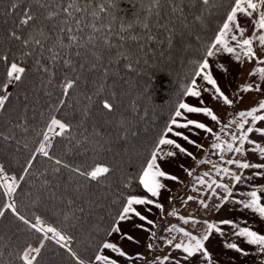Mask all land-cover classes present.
I'll list each match as a JSON object with an SVG mask.
<instances>
[{"label":"trees","instance_id":"16d2710c","mask_svg":"<svg viewBox=\"0 0 264 264\" xmlns=\"http://www.w3.org/2000/svg\"><path fill=\"white\" fill-rule=\"evenodd\" d=\"M61 2L0 0V96H8L0 108V166L5 176L16 178L12 199L4 195L0 179V211H4L0 216V264H22L18 254L28 244L38 246L41 236L4 207L11 200L27 219L34 222L40 216L46 225L72 236L70 247L86 262L94 257L117 225L124 198L148 196L138 183L139 173L176 104L185 100L182 92L195 62L203 57L231 4V0H210L208 5L201 0H160L149 13L150 0H116L114 13L120 19L113 31L95 33L89 26L93 19L85 12L75 14L82 20V31L74 19L63 25L66 14L60 12ZM84 3L80 0L82 7ZM25 12L34 17L26 26L20 24ZM50 12L60 14L49 17ZM121 21L131 23L132 28L119 33ZM101 23L107 20L96 21L97 27ZM143 23H148V29ZM68 26L72 33L60 31ZM71 35L77 36V42L70 41ZM89 36L94 37L91 43ZM24 40L29 41L27 46ZM5 56L7 62L2 59ZM10 62L25 67L26 72L5 89ZM77 77L76 85L64 96L61 85ZM102 99H108L114 110L103 109ZM53 116L70 128L63 136L50 137L49 159L36 149ZM32 155L36 159L25 173ZM57 159L62 163L56 164ZM95 163L112 169L99 182L72 171H87ZM35 264L76 261L53 241H45Z\"/></svg>","mask_w":264,"mask_h":264},{"label":"snow or ice","instance_id":"6c2138e0","mask_svg":"<svg viewBox=\"0 0 264 264\" xmlns=\"http://www.w3.org/2000/svg\"><path fill=\"white\" fill-rule=\"evenodd\" d=\"M39 2V0H38ZM204 5H208L210 0H201ZM160 0H150L147 11L152 12L153 7H158ZM91 11L89 12V7ZM15 7V5H13ZM117 7L116 0H85L83 7L80 4V0H68L66 5L63 3V0L60 5V12L66 14V19L62 21L63 25H69L70 21L74 19V23L77 27V30H81L82 20L75 18L76 13H88L92 19L93 23L89 26L92 28L93 32L99 33L104 29H107L109 33L113 31V24L120 19L118 15L114 13V9ZM176 9L173 8V11ZM182 11V9H181ZM59 12H50L49 17L59 15ZM157 15L159 13L157 12ZM197 20L201 19L199 16L196 17ZM244 20L252 28L251 34H248V29L241 23V20ZM34 17L29 13L25 12L23 19L20 20L21 25H28L30 21H33ZM107 20V23H101L97 27L96 21ZM142 27L148 29V23H143ZM132 28V24L128 23L125 25L121 21L119 25V33H123ZM61 32L67 31L68 33L73 32L71 26L61 27ZM15 39H20L15 32L11 34ZM71 42H77L78 38L76 35H71L69 37ZM94 37L89 36L88 41L91 43ZM121 40H124L123 35L120 36ZM132 40H137L138 37L132 36ZM149 39H154V37H149ZM170 39V38H169ZM105 43H108L107 36L104 37ZM23 43L27 46L29 43L28 40H24ZM37 45L41 44L39 39L35 40ZM64 46V45H62ZM217 54H230L238 63H243L247 61L253 63L254 67L249 71V76H258L259 80L264 82V0H231L230 7L223 19V22L218 27L213 38L208 43L204 50L203 57L196 61V68L192 74L189 84L183 89L182 95L185 97H196L199 98L202 95V91L214 92L213 99L222 101L226 106H233L236 102L234 99L229 98L224 91H222L219 86L217 79L214 78L213 70L210 68L209 59L214 57ZM25 55H30V53H25ZM55 54L53 59H56ZM79 55V53H77ZM125 59H128V56L125 53H121ZM4 59L8 61V57L5 56ZM97 59H100L97 57ZM39 64V61H37ZM65 65H68L70 62L65 61ZM259 65V66H256ZM83 67V65H81ZM95 67V65H93ZM129 69L132 68L131 64H128ZM218 68L222 71H227L223 63L218 65ZM43 71L47 72L46 67L43 68ZM26 72V68L20 66L16 62H10L6 69V83L4 84L5 89L8 85L13 82H18L22 79V74ZM197 78L202 79L210 86V88L201 89L197 83ZM79 77L75 79H66L65 82L61 85L62 92L64 96H67L69 90L72 89ZM239 93H264V88H262L261 83L251 82L245 83L238 89ZM91 99V97H89ZM237 100H242V95L236 96ZM8 100L7 95L0 96V108H3L5 101ZM61 104L64 103L63 100L60 101ZM199 103L202 105L203 100H200ZM102 108L111 112L114 110V105L108 99L101 100ZM187 114H203V116L210 118L212 122L219 125V131H214L213 127L206 125L203 122H199L196 119H191ZM264 99H260L257 103L246 109L241 110L235 113L232 118L228 119L226 122L221 121L220 117L213 111L212 108L207 106H194L192 104L184 102L183 99L179 100L176 104L174 111L171 114L170 119L167 121L164 129L158 136V139L155 141V146L151 150L148 158L146 159L140 173L138 176V183L148 194V196L140 197L136 195H128L124 198V202L120 208V211L117 214L116 224L119 222L131 219L130 214H134L139 217L140 220L145 221L148 225L155 227L154 221L147 219L144 215H141L139 211L134 208V205H154L156 208L163 209V205L158 203L152 198H159L161 195V190L166 189V184L162 182V179L178 181V177L175 175H170L168 172L164 171L161 167V164L158 163V160H162L166 157H175L177 151L169 150L163 151L162 146H171L173 149L178 150L180 154H184L188 157H193V153L188 151L187 148L182 146L181 143L177 142V137L186 141L188 144L195 145L197 148H203V145L196 144L194 140H191L188 135H185L180 129H187L191 131L193 128L202 130L207 134H210L213 138V142L210 144V148L213 150V155L217 156L219 159V166L217 164H212V168L215 170V174L221 179L227 176L230 177L235 183H239L242 180V174H237L230 170L229 167L223 165L235 166L237 169L246 170V169H261L264 170V162L261 163H251L249 160L237 159L235 155L247 156L249 152L258 154L259 157L264 159ZM259 125V126H258ZM234 127V130H233ZM70 128V125L62 122L56 117H52L50 122L47 124V131L43 133V140L39 143L38 148L36 149L37 153L42 154L49 159L52 157L49 155L47 148L51 147L50 143V133L55 136H63ZM58 130V131H57ZM198 134V133H197ZM250 134H256L250 136ZM222 135L229 136V141L222 140ZM246 145H251V148H247ZM234 154L230 158L225 159V154ZM194 158V157H193ZM36 159L35 155H32L31 158L27 161L26 167L23 169L25 173L29 171L32 167L33 161ZM56 164H61L62 162L57 159L55 160ZM200 164L211 163L208 160L199 161ZM64 167H69L67 164ZM188 171L187 169H185ZM4 169L0 166V173H3ZM59 171V169H57ZM72 171L79 173L81 176H86L92 181L99 182L102 177H106L112 169L104 163H95L89 170L81 171L79 168H74ZM223 174V175H221ZM256 175H264V171L255 173ZM188 175L192 176L193 173L188 171ZM209 172L203 173L201 176H197L195 179L197 184L204 185L206 181L204 177L209 176ZM4 180L3 188L4 195L11 197L16 191V178L15 177H0ZM23 179V176L20 177ZM11 180V182H9ZM222 189L226 195L221 197V200H227L232 196V188L229 187L226 183H218L216 180H212L210 184H207L208 189L212 190L213 194L215 189ZM130 186L126 184V187ZM195 190V188H194ZM249 199L238 201V203L243 204L245 209H252L255 213H258L260 217H264V187L256 188L247 193ZM152 197V198H149ZM188 200H193V196H189ZM200 204L206 209L208 204L203 200L200 201ZM6 209H10L16 218L26 225L30 230H34L36 233H40L41 236L38 240V246H33L28 244L22 251L18 254V259L22 264H35L37 258L40 256L42 249L45 247V241H53L60 248L65 249L72 259L76 261V264H119V258H127L128 260H133L135 258L143 259L142 256L132 257L129 256L127 252L118 247L117 244L104 241L98 247L94 257L89 261L82 259L76 251H74L70 245L72 243L73 237L63 232L62 230L51 226L46 225L45 222L41 219L40 216H35L34 222L27 219L24 215H21L16 208V203L13 200L11 203L4 205ZM219 208V205L216 206ZM151 211V209H148ZM80 211H83L81 208ZM4 215V211H0V216ZM168 215L175 216L176 212H170ZM191 218L180 217V220L183 223L187 224L190 222ZM192 223H198L194 219H191ZM206 224L205 234L197 237L191 233L185 231L184 228H177L175 225H172L170 228L166 229L167 232H178L183 234V236L188 238V243L183 241L175 243L173 245V240H167L169 246H173L175 249H182L188 257L193 256L195 253L199 252L203 256L208 257V251L205 248L204 241L209 239L208 233H211L213 230L219 232L220 228L216 224L208 223ZM222 224H232V221L224 220L221 221ZM137 227L143 228V225H137ZM148 231L152 236H155V233H152L150 228L144 229ZM113 233H121V229L118 226H113L108 232V236H112ZM239 237L247 239L249 244H254L260 246L264 250V235L258 234L256 231L249 230L247 227L240 228L236 233ZM121 238L127 239L129 241L137 242L135 238L126 233L121 234ZM149 250L153 249V244L149 243L147 245ZM227 247L230 249H237L240 251L237 244L228 243ZM105 250H111L116 254V258L110 257L109 255L102 254ZM169 257L165 255L164 257H155L154 260H159L160 264H164Z\"/></svg>","mask_w":264,"mask_h":264},{"label":"crops","instance_id":"0c3cea01","mask_svg":"<svg viewBox=\"0 0 264 264\" xmlns=\"http://www.w3.org/2000/svg\"><path fill=\"white\" fill-rule=\"evenodd\" d=\"M241 23L244 24V26L248 29V34H251V31H252L251 26L247 24L243 19L241 20ZM208 59L210 63V68L213 70L214 78L217 79V82L219 86L221 87L222 91L225 92V89L227 88L226 81H228L229 84H232L234 81H237V80L239 82L241 78L243 77V75L246 77L244 79L245 83H251V82L261 83L262 88H264V82L260 81L258 76L248 75L249 71L254 67L253 63H249L247 61H244L243 63H238L234 59V57H232L230 54H217L216 56L210 57ZM220 63L224 64L227 71H222L221 69L218 68V65ZM256 66H259V65H256ZM216 68H217V71L215 70ZM197 83L201 89L210 88V86L207 85V83L200 78H197ZM245 83H243V85ZM234 92L236 93V91ZM213 95H214V92L212 91H208V92L202 91L201 97L199 98L186 97L184 102L192 104L194 106H206V103L209 104L213 101ZM239 95L243 96L242 100L248 103L249 108L254 106L258 100L264 99V93L250 92V93H239ZM200 100L204 101L202 105L199 103ZM220 102L218 104L217 111L220 110ZM187 115L191 119H196V120L198 119L199 122H203V123L207 122V117L203 116V114H187ZM222 121L226 122L224 121L223 118H222ZM260 123H264V122H260ZM186 134L189 136L187 129H186ZM252 135H256V134H250V136ZM205 138L206 137H204V139ZM180 140L183 141L182 139ZM246 147L251 148L252 146L246 145ZM208 153H209L208 149L207 150L204 149V152L201 155L202 158L198 157L197 159L199 158L201 160L206 159L207 157H209ZM185 157H188V156L184 155V158ZM246 157L251 163L264 162V159L259 157L258 154H254L251 152H249ZM218 160L219 159L217 156L213 154L210 156L211 162L212 161L217 162ZM199 165L203 166L202 164H199ZM188 171H191L190 167ZM188 171L184 170L183 172L177 173L176 176L178 177V181H177L175 190L178 186V182L183 180L186 177V175L188 174ZM194 171L195 173H197L199 169H196ZM262 171L264 170H261V169H255V171H253L252 169L243 170L242 180L243 181L245 180V183H243L245 191H247L248 188L256 189L259 187H264V175L255 174L257 172H262ZM161 179H162V182L166 184V189L168 187L170 190L173 188L172 180H165L163 178ZM190 180H193V179H190ZM240 184H241L240 182L238 184L236 183L234 184L233 190L235 192L238 189L237 185H240ZM186 185H188V181L186 182ZM184 190L185 189H183V191ZM208 191H211V190L208 189ZM171 194L172 193L170 192L168 197H165L161 194L159 198H154L158 203L163 205V209L156 208L154 205H134L133 206L134 208H136L137 211L141 213V215H144L145 217H147V219L154 221L155 227H153L152 225H148L145 221L140 220L139 217L135 216L134 214H130L131 219L121 221L119 222L118 225H116L121 229V233H113V235L109 237L108 242L117 244L118 247L122 248V250L127 252L128 255L130 256H134V257H137L138 255L144 256L143 259L135 258L133 259L134 261L132 260V263H128V264H138L139 262H143V264H151L150 261L154 260V257H151V256L155 255L157 252H158L159 257L161 258L164 257L165 255L169 257V259L165 261L164 264H264V250H262L260 246L258 245L249 244L247 242V239L245 243L244 241L245 238L239 237L236 234L237 232H235L234 230V225L236 223V220L244 219L246 222L251 223V224L258 222V225H255V226L253 225L254 227L252 231H256L258 234L264 235V217H260L259 214L255 213L252 209H245L243 207V204L238 203V202H223L221 204V207L217 208L216 210L213 209L210 218L208 220H205L208 223L216 224V226L220 228L219 232L213 230L211 233H208L209 239L204 241L205 248L207 249L208 254H209L208 257L203 256L199 252L195 253L191 257H188L187 254L184 253L182 249H175L173 246L162 245L167 248L157 247V248H153L152 250H149L147 245L152 238L154 240L156 239L157 246H159L158 244H160L161 242L160 238H163L164 233H167V231L165 230V227L167 228V225L169 223H167L168 220L167 221L165 220L168 218L169 215L165 211H166L167 206L171 204V202H168L169 197L171 198ZM180 197H182V195ZM165 198L168 200L165 201L166 200ZM176 203L180 205V208H182V205L186 206V203L182 202L181 199H179ZM148 209H151V211H149ZM248 213H250V215ZM245 214L247 217L245 216ZM224 220L232 221V224L226 225V224L220 223L221 221H224ZM200 224H203V222L200 221ZM137 225H143V228L137 227ZM257 226H258V229H256ZM206 227L207 226L205 224L204 228H202L201 230H197L195 231V233H191V234L197 237H200L205 234ZM251 227L252 226L250 225V227H247V228L251 229ZM146 228H150L152 230V233H155V236H152L151 233L148 231H144V229ZM159 232L161 234H159ZM122 233H126L127 235L133 236L135 240L138 241V243L121 238ZM168 233L171 234L172 232H168ZM179 234H180V238H183V239L186 238L181 233ZM231 239L236 240V242L233 241L232 243L237 244L240 251H237V249H230L227 247V244L230 243V242L227 243V241ZM241 239L242 241H238ZM181 241L182 240H180L179 242ZM183 242L188 243L189 241L187 242L184 239ZM222 243H224L225 245H222ZM102 254H106V255H109L110 257L116 258V254L113 253L111 250H105L104 253ZM147 255L149 256L147 257ZM156 264H160V262Z\"/></svg>","mask_w":264,"mask_h":264},{"label":"rangeland","instance_id":"374dc122","mask_svg":"<svg viewBox=\"0 0 264 264\" xmlns=\"http://www.w3.org/2000/svg\"><path fill=\"white\" fill-rule=\"evenodd\" d=\"M215 70L217 71V68ZM245 78L246 77L243 75V77L241 78V80L239 82L237 80V81H234L232 84H229L228 81H226V87L228 89L227 88L225 89V94H227L229 96V98L234 99L236 101L233 106H231V107L226 106L223 104L222 101L220 102L217 99H213V101L209 104L206 103V106L209 108H212L213 111L220 117L221 121H222V118L224 119V121H227L228 118L229 119L232 118V116L235 113H237L241 110H246L249 108V105L246 101L236 99V96L239 95L238 89H240V87L243 85V83H245V80H244ZM234 91H236V93ZM219 102H220V110L217 111V107H218ZM205 124L210 126V127H213L214 131H219L220 126L215 124V122H212L210 120V118H208V117H207V122ZM196 130L197 129H194V128L191 131L187 130V132L189 134V138L191 140H194L196 142V144L203 145V148H197L195 145L188 144L186 141H181L180 138L173 137V138L177 139V142L181 143L182 146L187 148L188 151L192 152L194 158L193 157H185L184 158V154H180L178 152V150L173 149L171 146H167V145L162 146V149L165 152L169 151V150L177 151V155L175 157H166L162 160H158V163L161 164V167L164 171L168 172L171 175L176 176L177 173L183 172L185 169L188 170L190 167L191 172L193 173L192 176H189L187 174L183 180L178 182V186H177L178 189L176 188V190H175V187L177 185V181H173V188L171 190L169 189V187L167 189L161 190V194L165 197H168L170 192L172 193L171 198L169 197V200L165 198L166 199L165 201L168 200V202H171V204L169 206H167L165 212L167 214L170 212H173V211L176 212L175 216L169 215L170 217L168 216V218L165 220V221L168 220L167 223H169L167 225V228L165 227V230L170 228L172 225H175L177 228H184L185 231H187L189 233H195V231L201 230L202 228L205 227L204 221L208 220L210 218L213 209L214 210L217 209V207H216L217 205H219V208H220L221 204L223 202H238L241 200H247V199H249V197L247 196V193L254 190V188H248L247 191H245L244 190V184H243V183H245V180L244 181L242 180L240 182L241 184L237 185L238 189L235 192L233 190V186H234L235 182L230 177L225 176V177H223V179H221L219 176H217L215 174V170L212 168V164H217L219 166V164H220L219 160L217 162L212 161L211 163L202 164L203 166L199 165L200 164L199 161H201V159L200 158L197 159V158L201 157V155L204 152V149H206V150L208 149V151H209L208 156L209 157H207L206 159H203V160L210 161V156L212 155L213 151L209 146H210L213 138L210 134H207L202 130H197V131ZM233 130H234V127H233ZM180 131H183L184 134L187 135L186 129H180ZM49 135H50V137L54 136L51 133ZM204 137H206V138L204 139ZM221 138L224 141H229V139H230V137L226 136V135H222ZM233 155L234 154L226 153L225 159L230 158ZM235 158L241 159V160L247 159L246 156H240L238 154L235 155ZM223 166L229 167L231 171L236 172L237 174H242V172H243V170L237 169L234 165L233 166L223 165ZM196 169H199V171L197 173H195V171H194ZM252 170L255 171V169H252ZM205 172L210 173L209 176L204 177V180L206 181V183L204 185L197 184V181L195 178L197 176H201ZM221 175H223V174H221ZM0 177H7V176H5L4 173H0ZM242 178H243V176H242ZM190 179H193V180H190ZM185 180L188 181V185H186L187 181H185ZM212 180H216L219 183H226L229 185L230 188H232V196H230L227 199L229 201H227V200L222 201L221 200V197L226 195V193H224V191L222 189H216L215 190L216 194H213L212 190L208 191L207 184L211 183ZM1 181L4 184V180L1 179ZM192 181H193V183H192ZM9 182H11V180H9ZM236 184H238V183H236ZM213 187L215 189V185H213ZM194 188H195V190H194ZM183 189H185L184 190L185 192L183 191ZM181 195H182V197H180ZM189 196H193L194 199L188 200L187 198ZM11 197H10V199H12ZM179 199H181L182 202L186 203V206L182 205V208H180V205L178 203H176ZM201 200H203L205 203L208 204V207L206 209L200 204ZM11 202H12V200H11ZM241 208H243V207H241ZM248 214L250 215V213H248ZM181 216L185 217V218L194 219L195 221H198V223H192L191 219H190V222L185 224V223H183V221L180 220ZM245 216H246V214H245ZM200 221H202L203 224H200ZM250 225L252 227H251V229H249V228L248 229L252 230L255 225H258V222L251 224V223L246 222L244 219H237L236 223L234 225V230H235V232H238V230L240 228L250 227ZM256 229H258V226L256 227ZM159 234H161V233L159 232ZM163 238H164V240H163ZM163 238H160L161 242H160V244H158L159 246H157L156 239L154 240L153 238L149 241V243L153 244V246H154L153 248H157V247L167 248L164 246H169L166 242L169 239L173 240V245L175 243H178L180 240L184 241V239H185V241L188 242L187 237L184 239L180 238V234L178 232H172L171 234L168 232L164 233ZM233 241L236 242L235 239L234 240L231 239V240L227 241V243L228 242L232 243ZM238 241H242V239L238 240ZM244 241L246 243V238L244 239ZM162 245H164V246H162ZM222 245H225V244L222 243ZM148 256L149 255H147V257ZM132 257H134V256H132ZM142 257H144V256H142ZM151 257H154V258L159 257L158 252ZM153 261H150V263L151 264L159 263V260H153ZM124 263L125 264L132 263V260H128L127 258H119V264H124ZM138 264H143V262H139Z\"/></svg>","mask_w":264,"mask_h":264}]
</instances>
